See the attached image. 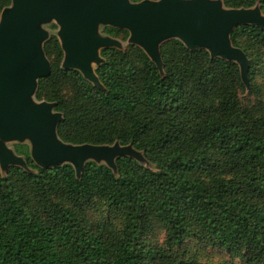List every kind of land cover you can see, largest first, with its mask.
<instances>
[{
    "label": "trees",
    "instance_id": "obj_1",
    "mask_svg": "<svg viewBox=\"0 0 264 264\" xmlns=\"http://www.w3.org/2000/svg\"><path fill=\"white\" fill-rule=\"evenodd\" d=\"M222 1L264 14V0ZM11 3L0 0V12ZM231 41L250 60L249 91L236 62L174 39L161 47L163 74L139 47L102 50L96 87L78 70L61 69L64 52L53 37L45 49L52 74L36 98L63 114L59 139L132 145L153 168L122 157L117 171L90 161L78 177L70 164L39 167L30 146L17 145L31 171L11 166L4 176L0 169V264H205L180 251L190 240L228 254L221 264H264V88L257 82L264 28L237 27ZM247 92L261 100L246 104ZM155 228L163 245L147 240Z\"/></svg>",
    "mask_w": 264,
    "mask_h": 264
},
{
    "label": "water",
    "instance_id": "obj_2",
    "mask_svg": "<svg viewBox=\"0 0 264 264\" xmlns=\"http://www.w3.org/2000/svg\"><path fill=\"white\" fill-rule=\"evenodd\" d=\"M222 0H12L0 21V169L27 167L7 143L32 142L31 156L41 168L72 165L78 177L87 161L104 162L117 171L116 160H141L132 145H70L62 142L57 127L63 120L53 113L51 103L35 104L31 99L38 81L48 77L51 64L42 43L47 33L41 28L53 20L60 27L64 69L78 70L86 80L102 87L93 65L100 66V51L117 48V42L98 34L99 24L127 30L130 40L140 46L163 74L161 44L179 39L188 49L207 50L212 58L236 62L244 84L249 87L247 55L233 46L231 35L237 27L264 28L259 7L223 8ZM224 9V10H223Z\"/></svg>",
    "mask_w": 264,
    "mask_h": 264
},
{
    "label": "rangeland",
    "instance_id": "obj_3",
    "mask_svg": "<svg viewBox=\"0 0 264 264\" xmlns=\"http://www.w3.org/2000/svg\"><path fill=\"white\" fill-rule=\"evenodd\" d=\"M129 1H130L131 4H137V3L133 2L132 0H129ZM143 1H145V0H143ZM149 1H152V0H149ZM156 1H159V0H156ZM11 7H12V3H11V5L9 7H6L5 9L11 8ZM223 8L225 10H228V8H226L225 6H223ZM5 9H3L0 12V21H1L2 13H3V11ZM262 16H264L263 13H262ZM108 27L109 26L99 24V26H98V34L101 35V36H103V37H108V38H110L112 40H115L117 42V48L116 49L121 50L123 52H127V51H130L132 49V47H139V48H141L140 46L135 45V44H133L131 42V40H130L131 34H130L129 31L119 29L121 31L128 32L129 33V36L123 35L122 33L121 34L118 33V36L113 37V36L109 35L106 32V28H108ZM41 28L47 33V39L42 43V48H43V51L45 53V49H47L50 46V40L53 37H57L60 40V38H59L60 27L56 23V21L53 20V21H51L49 23L43 24L41 26ZM173 39L174 40H179L177 38H170V39L164 41L161 44V47H162V45H164L165 43H167L168 41H171ZM101 51H100V55H101ZM45 55H46L47 59L49 60V62L51 64V73H50V75H51L52 74V69H53V58L54 57H49L46 53H45ZM101 59L103 60L102 56H101ZM248 61H249V66H250V60L248 59ZM63 64H64V60L61 63V69H64ZM98 67L99 66L96 65V64L93 65V69L94 70H96ZM64 70H66V69H64ZM249 71H250V68H249ZM258 74H259V77L257 79V82H258L259 85H261L264 88V63H262V65H260V68L258 69ZM44 78H47V77H44ZM44 78H41L40 80H42ZM40 80L38 81L37 90H36L35 94L32 96L31 99L33 100V102L35 104L51 103V102H48L46 100H38L36 98L37 91H38V88H39V82H40ZM249 89H250V85H249V87H247V90L248 91H249ZM67 93L69 95L68 97H70L72 95V91H71V87L70 86H68ZM242 99L244 100L243 102H245L246 104H250L252 106L256 105L259 102V100H261V99L257 98L255 95L249 94L248 92L245 93L244 95H242ZM51 104H54L55 105V108H56V105H57L56 103L53 102ZM53 113H60V112H57L54 109L53 110ZM60 114L63 116L62 113H60ZM25 144L26 145H29L30 146V149H31L32 142H31V140L29 138L25 139L24 141H13V142H9V143H7V146H8V148L10 150H12L15 153V155H17V156H19V157H21V158H23L25 160V158L23 156L18 155L16 153V151H15V148H16L17 145H25ZM137 152L139 153V156L141 157V160L140 161L137 160V161L140 162L141 164H143L146 167L153 168L152 167V164L145 157L144 153L141 152V151H137ZM87 162H90V161H87ZM99 164H105V163L104 162H101ZM17 167H19V166H17ZM9 168L8 169H1V173L4 176H6L7 173H8ZM20 168H22V169H24L26 171H31V169L28 166L25 167V168L24 167H20ZM103 208H106V207L103 206ZM93 212L90 213V216H92V218L94 220H96V221H103V220H106L107 219V214L101 216L99 213H93ZM89 219H90V217H89ZM147 240H148L149 243L154 244V245L155 244L163 245L165 243V234H164V232L161 229L155 228L154 229V232L148 237ZM183 249H185V253L187 255V258H196L198 261H200L202 263H205V264H221V263H226V262H230L231 261L230 256L228 254H226L224 251H222L220 249H217V248L205 247L202 243H199L197 241H193V240L188 241L187 244L185 243L180 248V251H182ZM235 263L236 264H241L240 261H235Z\"/></svg>",
    "mask_w": 264,
    "mask_h": 264
},
{
    "label": "flooded vegetation",
    "instance_id": "obj_4",
    "mask_svg": "<svg viewBox=\"0 0 264 264\" xmlns=\"http://www.w3.org/2000/svg\"><path fill=\"white\" fill-rule=\"evenodd\" d=\"M60 41V40H59ZM61 43V42H60ZM62 47V46H61Z\"/></svg>",
    "mask_w": 264,
    "mask_h": 264
}]
</instances>
